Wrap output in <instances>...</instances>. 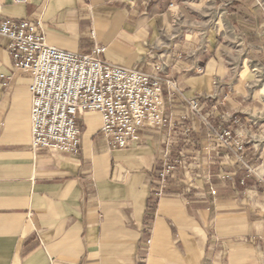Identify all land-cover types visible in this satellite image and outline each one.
I'll use <instances>...</instances> for the list:
<instances>
[{
	"label": "crops",
	"instance_id": "obj_1",
	"mask_svg": "<svg viewBox=\"0 0 264 264\" xmlns=\"http://www.w3.org/2000/svg\"><path fill=\"white\" fill-rule=\"evenodd\" d=\"M7 16L38 22L64 50L101 45L102 59L148 72L160 62L173 84L162 88L169 123L142 126L127 148L111 147L101 114L85 112L76 154L33 150L31 74L14 69L0 35V264H264L255 12L241 0H0ZM228 127L245 141L243 162L216 145L214 130ZM181 149L185 165L156 197L163 153Z\"/></svg>",
	"mask_w": 264,
	"mask_h": 264
},
{
	"label": "built area",
	"instance_id": "obj_2",
	"mask_svg": "<svg viewBox=\"0 0 264 264\" xmlns=\"http://www.w3.org/2000/svg\"><path fill=\"white\" fill-rule=\"evenodd\" d=\"M0 35L8 39L14 69L31 74L33 150L44 148L50 152L76 154L81 147L79 120L85 112L101 114L100 132L114 148H127L137 143L142 126L161 129L169 123L162 88L173 82L161 74L162 63H155L154 70L148 72L102 59L100 53L104 47L101 45L95 46L90 53L64 50L49 45L39 33L38 22L27 18H2ZM189 107L206 121L199 99L189 100ZM234 121L239 122L238 119ZM188 131L184 129L185 133ZM214 137L218 147L234 151L243 162L245 141L239 134L228 127L215 129ZM183 149L177 158L170 157L169 151L163 153L164 159L151 181L156 197L165 193L170 181L176 179L179 166L185 165ZM215 192L211 187L210 194L215 195Z\"/></svg>",
	"mask_w": 264,
	"mask_h": 264
},
{
	"label": "rangeland",
	"instance_id": "obj_3",
	"mask_svg": "<svg viewBox=\"0 0 264 264\" xmlns=\"http://www.w3.org/2000/svg\"><path fill=\"white\" fill-rule=\"evenodd\" d=\"M241 5L245 11L250 13L255 12L254 18L257 24H264V0H241ZM254 66V68H256V77L260 78V83L262 84L264 82V70L262 68H258L261 65L255 64ZM253 117V119L258 122L256 128L257 131L255 132L259 133V135H264V109L261 111L258 110L256 115Z\"/></svg>",
	"mask_w": 264,
	"mask_h": 264
}]
</instances>
